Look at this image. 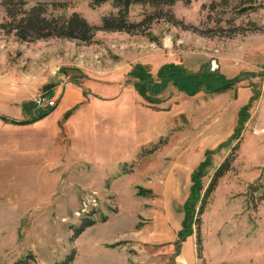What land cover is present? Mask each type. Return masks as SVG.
Listing matches in <instances>:
<instances>
[{
	"label": "rangeland",
	"instance_id": "rangeland-1",
	"mask_svg": "<svg viewBox=\"0 0 264 264\" xmlns=\"http://www.w3.org/2000/svg\"><path fill=\"white\" fill-rule=\"evenodd\" d=\"M24 1L95 26L114 11L110 1ZM161 8L136 31L98 30L89 42L0 28V264H264V0ZM157 12L133 5L129 21ZM183 74L202 87L163 79ZM238 89L254 98L235 125ZM229 121L238 138L216 141ZM85 220L94 223L78 233Z\"/></svg>",
	"mask_w": 264,
	"mask_h": 264
},
{
	"label": "trees",
	"instance_id": "trees-1",
	"mask_svg": "<svg viewBox=\"0 0 264 264\" xmlns=\"http://www.w3.org/2000/svg\"><path fill=\"white\" fill-rule=\"evenodd\" d=\"M110 1L114 11L110 12L107 15H104L101 18L99 25H91L88 21L80 16L78 13H72L69 16H55L52 14V10H49V6L54 10L57 6L56 4H47V3H37L31 7L26 6L24 0H2L1 5L4 8L5 12V22L0 23V28L4 29L7 33H13L19 40L22 41H33L36 39L48 38V37H61L74 39L81 42H89L92 40L94 34L98 30L103 31H126L132 32L139 29L146 22L150 23L151 19L155 15L156 17L161 16L163 10L161 7L172 6L177 0H89L90 6H100L101 4ZM188 2L189 0H185ZM133 5H148L155 9H158L156 14H146L144 18L139 22L129 21V12L130 8ZM168 19H172V16H169ZM177 71V70H176ZM173 69L168 72L172 76L176 73ZM161 74V73H160ZM166 76L164 81L171 80L175 83L176 86L182 91L187 93H194L200 89L201 80L192 79L190 76L183 74L179 77L175 76ZM144 81V80H143ZM221 77H218L217 82H221ZM233 81V80H232ZM227 80L223 82L221 87L217 88H205L206 90L212 91H221L228 89L233 85L235 81ZM207 85H212L210 80H206ZM217 89V90H215ZM157 90V89H156ZM208 92V91H207ZM254 96H252V99ZM244 113H241L239 116V123L245 120ZM5 119L4 116H2ZM20 123L21 121H15ZM27 122V121H25ZM241 126V124H239ZM239 126V127H240ZM238 129L235 130L232 139L238 138ZM237 145H234L232 149H236ZM231 155L227 156L223 162L217 167L215 172L210 178L209 184L205 193L199 202L203 203L205 197H207L208 192L212 190L214 185L217 183V180L230 169ZM203 165V162L198 165L196 170L192 173V186L190 194L195 192L196 187L199 185L197 177L199 176L200 169ZM207 192V193H206ZM200 208V207H199ZM200 210V209H199ZM94 223L93 220H85L81 228L77 231L78 233L82 231L84 227H88ZM185 231L190 232L191 228ZM199 244V243H198Z\"/></svg>",
	"mask_w": 264,
	"mask_h": 264
},
{
	"label": "crops",
	"instance_id": "crops-1",
	"mask_svg": "<svg viewBox=\"0 0 264 264\" xmlns=\"http://www.w3.org/2000/svg\"><path fill=\"white\" fill-rule=\"evenodd\" d=\"M243 89V88H242ZM239 90V89H238ZM244 90L246 91V89L244 88ZM240 91V90H239ZM241 92V91H240ZM221 94H223V93H220V94H218V95H221ZM245 94H247V98L244 96ZM240 95H241V97H244V100L246 99V101H244V100H240V102L238 103V110H237V113L235 114V125H236V122H237V118H238V111H239V109L241 108V106L242 105H246L247 104V102H248V100L251 98V96H252V94L250 93L249 95H248V93L246 92V93H244V92H241L240 93ZM239 99V98H238ZM264 101V96L256 103V105H255V107L257 108V111L259 112V111H264V108H263V105H264V103H263V101ZM262 101V102H261ZM260 105L262 106V107H260ZM262 109V110H261ZM223 110V109H222ZM221 110V111H222ZM220 111V112H221ZM230 123L229 124H226V130L224 131L223 130V128H221L220 130H215V131H213V135H215L216 137H217V139H216V141H221L222 139H223V137L222 136H227V137H231V135H232V133L234 132V126H233V124H232V121H229ZM263 123H264V121H263ZM220 128V127H219ZM235 128H236V126H235ZM222 131H223V133H222ZM230 133V134H229ZM219 136H220V139H219ZM216 143H218V142H214V144H216ZM193 171V170H192ZM191 171V173H193ZM190 174V173H189ZM190 175H192V174H190ZM189 175V176H190ZM189 181L191 182L190 183V185H189V194H186L185 196H189L190 195V191H191V186H192V179H191V176L189 177ZM138 185V184H137ZM175 228H180L181 229V221L180 222H178V225L175 227ZM152 230V229H151ZM148 232V231H147ZM176 231H173V233L172 234H176L175 233ZM191 232V231H190ZM189 232V234H190V236H191V234L192 233H190ZM145 236V235H144ZM151 237V236H150ZM146 238V237H145ZM147 239V238H146ZM147 241L146 240H144V242L143 243H146Z\"/></svg>",
	"mask_w": 264,
	"mask_h": 264
},
{
	"label": "built area",
	"instance_id": "built-area-1",
	"mask_svg": "<svg viewBox=\"0 0 264 264\" xmlns=\"http://www.w3.org/2000/svg\"><path fill=\"white\" fill-rule=\"evenodd\" d=\"M44 99H45L44 97H42V98H39V101H38V103H40V101H41V100H44ZM38 103H37V105H38L39 107H41V106H40V104H38ZM54 104H55V103H54V101H51V100H49V101L47 102V105H44V106H45V107H49V108H50V107H53V106H54Z\"/></svg>",
	"mask_w": 264,
	"mask_h": 264
},
{
	"label": "water",
	"instance_id": "water-1",
	"mask_svg": "<svg viewBox=\"0 0 264 264\" xmlns=\"http://www.w3.org/2000/svg\"><path fill=\"white\" fill-rule=\"evenodd\" d=\"M212 70L213 71H218L219 70V66L218 65H215Z\"/></svg>",
	"mask_w": 264,
	"mask_h": 264
}]
</instances>
